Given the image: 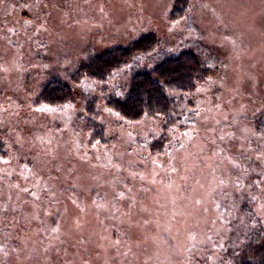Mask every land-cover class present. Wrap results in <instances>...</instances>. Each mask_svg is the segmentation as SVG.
I'll return each mask as SVG.
<instances>
[{"label":"rangeland","instance_id":"obj_1","mask_svg":"<svg viewBox=\"0 0 264 264\" xmlns=\"http://www.w3.org/2000/svg\"><path fill=\"white\" fill-rule=\"evenodd\" d=\"M174 1L0 0V264H233L264 237V0H188L170 21ZM150 33L151 56L71 82ZM185 51L212 73L167 92L171 122L104 105ZM52 80L73 102L34 104Z\"/></svg>","mask_w":264,"mask_h":264},{"label":"trees","instance_id":"obj_2","mask_svg":"<svg viewBox=\"0 0 264 264\" xmlns=\"http://www.w3.org/2000/svg\"><path fill=\"white\" fill-rule=\"evenodd\" d=\"M187 8L188 0H175L168 19L172 21L182 18ZM157 41L155 34H142L125 47H116L87 59L88 61L80 64L72 73L70 80L75 83L84 79L104 83L136 57L154 54ZM211 73L210 67H205L190 51L181 52L164 59L151 71L133 75L129 80L126 95L107 97L104 105L129 122L154 117H161L163 122H171L173 106L167 92L192 93ZM37 96L34 101L36 105L62 106L74 100L69 86L56 80L45 84ZM94 104L92 100L85 103L86 126L92 137L98 138L102 135V128L98 123ZM155 146L160 148L162 145ZM244 247L245 249L239 248L235 251L237 254L232 258L233 264H264V237L259 243H244ZM243 250L247 251L242 252Z\"/></svg>","mask_w":264,"mask_h":264}]
</instances>
